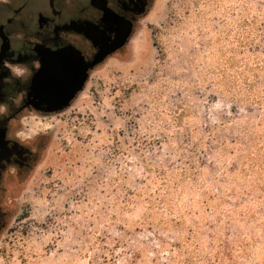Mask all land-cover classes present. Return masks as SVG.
I'll return each mask as SVG.
<instances>
[{
  "label": "rangeland",
  "instance_id": "obj_1",
  "mask_svg": "<svg viewBox=\"0 0 264 264\" xmlns=\"http://www.w3.org/2000/svg\"><path fill=\"white\" fill-rule=\"evenodd\" d=\"M213 1L219 10H211V0H154L125 46L91 70L67 108L12 121L35 150V162L26 177L4 180L0 198L9 218L0 232V264H100L101 254L111 258L103 264H126L140 241L155 246L148 229L136 228L151 190L147 166L177 161L175 111L215 123L235 105L218 93L209 99L203 56L209 30L214 36L210 22L225 10L232 21L249 13L242 0ZM246 1L253 15V0ZM263 219L256 231L254 224L232 225L238 236L231 243L248 244L251 254L235 251L238 264L264 259ZM114 239L124 243L115 246ZM153 256L146 251L135 262L152 264Z\"/></svg>",
  "mask_w": 264,
  "mask_h": 264
},
{
  "label": "trees",
  "instance_id": "obj_2",
  "mask_svg": "<svg viewBox=\"0 0 264 264\" xmlns=\"http://www.w3.org/2000/svg\"><path fill=\"white\" fill-rule=\"evenodd\" d=\"M220 7L211 0V10ZM253 7L250 15L248 1L242 0L249 14L239 12L232 21L225 10L223 19L209 24L214 36L209 30L205 89L210 100L218 93L235 104L232 115L198 123L185 108L175 111L177 161L147 166L153 172L147 177L151 190L136 228L148 229L156 244L143 240L129 248L126 264H136L146 251L154 254L152 264H238L235 251L251 257L248 244L236 248L229 237L238 236L232 225L254 224L256 231V221L264 217V0H253ZM114 240L115 246L124 243ZM108 250L113 255L114 249ZM160 253L166 254L164 260ZM100 258V264L111 260L105 254ZM256 263L264 259L258 256Z\"/></svg>",
  "mask_w": 264,
  "mask_h": 264
},
{
  "label": "flooded vegetation",
  "instance_id": "obj_3",
  "mask_svg": "<svg viewBox=\"0 0 264 264\" xmlns=\"http://www.w3.org/2000/svg\"><path fill=\"white\" fill-rule=\"evenodd\" d=\"M153 1L0 0V194L4 180L26 177L35 162V150L12 121L57 113L45 111L39 97L62 95L98 52L107 58L121 50L124 32ZM8 218L0 198V232Z\"/></svg>",
  "mask_w": 264,
  "mask_h": 264
},
{
  "label": "water",
  "instance_id": "obj_4",
  "mask_svg": "<svg viewBox=\"0 0 264 264\" xmlns=\"http://www.w3.org/2000/svg\"><path fill=\"white\" fill-rule=\"evenodd\" d=\"M133 33V30L131 29V26L126 29L124 32L122 38L120 39V45L125 44L128 42L131 34ZM108 52H98L94 61L89 63L88 65H85L83 67V71L81 76L75 80L72 81L69 84H72L70 87L67 86L62 90V95L58 96H52V95H43L39 97V101L45 103V106L43 109L45 111L50 112H59L67 108L71 102L74 100V98L77 96V94L84 88L85 83L87 81L88 77V68H93L95 65L100 64L107 56Z\"/></svg>",
  "mask_w": 264,
  "mask_h": 264
}]
</instances>
